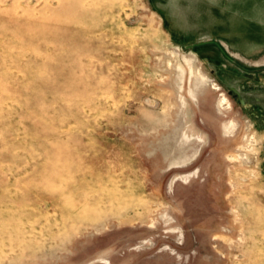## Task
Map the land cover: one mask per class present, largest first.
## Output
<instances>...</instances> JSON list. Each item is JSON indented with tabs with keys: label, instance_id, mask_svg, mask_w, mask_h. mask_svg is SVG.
<instances>
[{
	"label": "rangeland",
	"instance_id": "obj_1",
	"mask_svg": "<svg viewBox=\"0 0 264 264\" xmlns=\"http://www.w3.org/2000/svg\"><path fill=\"white\" fill-rule=\"evenodd\" d=\"M0 264H264V0H0Z\"/></svg>",
	"mask_w": 264,
	"mask_h": 264
},
{
	"label": "crops",
	"instance_id": "obj_2",
	"mask_svg": "<svg viewBox=\"0 0 264 264\" xmlns=\"http://www.w3.org/2000/svg\"><path fill=\"white\" fill-rule=\"evenodd\" d=\"M225 4H226V0H225ZM228 4H229L228 7H230V6L234 7V3L231 4V1H228ZM229 23H230V26H229ZM237 23L238 22L235 21V19H234V21L229 20L228 21V27L225 26L226 29L222 28V31H217L218 33H220V35H218V36L219 37L220 36L221 37H225V38H228V39H236L237 41L244 39L236 31V27L235 26H236ZM240 24H242V23H240ZM221 26L222 25H220V27ZM216 27H217V25L214 24V29H216ZM245 51H247V50H245Z\"/></svg>",
	"mask_w": 264,
	"mask_h": 264
}]
</instances>
